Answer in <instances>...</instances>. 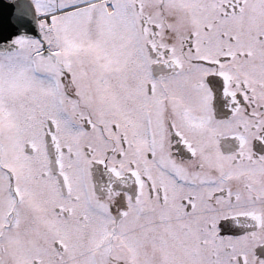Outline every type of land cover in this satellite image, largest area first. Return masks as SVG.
Segmentation results:
<instances>
[{
  "label": "snow or ice",
  "instance_id": "snow-or-ice-1",
  "mask_svg": "<svg viewBox=\"0 0 264 264\" xmlns=\"http://www.w3.org/2000/svg\"><path fill=\"white\" fill-rule=\"evenodd\" d=\"M12 2L0 264H264V0Z\"/></svg>",
  "mask_w": 264,
  "mask_h": 264
},
{
  "label": "water",
  "instance_id": "water-1",
  "mask_svg": "<svg viewBox=\"0 0 264 264\" xmlns=\"http://www.w3.org/2000/svg\"><path fill=\"white\" fill-rule=\"evenodd\" d=\"M14 10V4L12 1L0 0V22L6 27L9 25V18Z\"/></svg>",
  "mask_w": 264,
  "mask_h": 264
}]
</instances>
